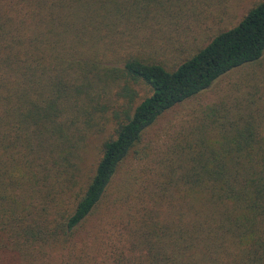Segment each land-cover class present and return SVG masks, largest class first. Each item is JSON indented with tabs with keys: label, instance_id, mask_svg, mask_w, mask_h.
Returning a JSON list of instances; mask_svg holds the SVG:
<instances>
[{
	"label": "trees",
	"instance_id": "trees-1",
	"mask_svg": "<svg viewBox=\"0 0 264 264\" xmlns=\"http://www.w3.org/2000/svg\"><path fill=\"white\" fill-rule=\"evenodd\" d=\"M196 1L0 0V264H264V116L245 113L249 98L235 112L206 107L159 150L152 179L144 168L139 188H110L167 112L264 53L262 0L172 69L145 54ZM134 43L142 52L125 54ZM114 78L150 95L102 143L65 208L54 188L65 112L78 119L80 95Z\"/></svg>",
	"mask_w": 264,
	"mask_h": 264
},
{
	"label": "rangeland",
	"instance_id": "rangeland-1",
	"mask_svg": "<svg viewBox=\"0 0 264 264\" xmlns=\"http://www.w3.org/2000/svg\"><path fill=\"white\" fill-rule=\"evenodd\" d=\"M261 1H196L193 6H187L179 12L181 17H172L169 23L157 29L152 42L156 54L148 47L144 53L159 56L162 65L168 70L172 69L207 45L218 33L236 26ZM125 51V54L142 52L135 43ZM125 87L132 95L125 94ZM90 94L89 98L79 94L88 102V105H82L85 114L70 120L69 107L65 112V137L68 142L59 145L57 150L59 183L54 186L60 193L59 198H63L65 208L73 204L93 176L101 156L102 143L113 137L117 126L124 122L127 115L132 114L140 101L150 95V89L141 82L114 78L111 82L98 83ZM126 95H131L133 101ZM246 98L254 103L245 113L264 116V53L258 61L232 70L205 92L167 112L145 136L139 147V155H131L120 166L110 188H139L140 184L134 183L139 180L141 170L145 168L149 174L146 179H152L153 161L159 150L175 139L180 140L194 127L206 107L224 104L235 112L240 100ZM64 104L67 105L66 102ZM105 212L103 207L88 225L103 220Z\"/></svg>",
	"mask_w": 264,
	"mask_h": 264
}]
</instances>
